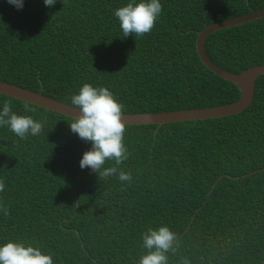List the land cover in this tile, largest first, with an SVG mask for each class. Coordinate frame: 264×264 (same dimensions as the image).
Instances as JSON below:
<instances>
[{"label": "trees", "instance_id": "1", "mask_svg": "<svg viewBox=\"0 0 264 264\" xmlns=\"http://www.w3.org/2000/svg\"><path fill=\"white\" fill-rule=\"evenodd\" d=\"M160 2L149 34L123 37L113 13L128 0H24L20 9L0 0V80L67 103L84 83L106 86L124 113L236 100L238 87L200 61L195 37L264 0ZM204 50L231 72L264 63V16L208 34ZM5 101L42 131L21 139L0 126V200L10 210L0 212V245L31 241L54 264H133L141 233L166 223L180 239L168 264H264V73L237 113L127 124L131 156L121 167L130 184L80 167L86 140L71 131V116L2 93L0 110Z\"/></svg>", "mask_w": 264, "mask_h": 264}, {"label": "clouds", "instance_id": "2", "mask_svg": "<svg viewBox=\"0 0 264 264\" xmlns=\"http://www.w3.org/2000/svg\"><path fill=\"white\" fill-rule=\"evenodd\" d=\"M18 9L23 7L24 0H8ZM46 6H53L56 0H44ZM163 6L160 0H128L124 6L114 10V16L119 20L123 37L134 34L142 37L149 34L160 18ZM71 106L78 110L73 115L70 128L73 133L87 141L92 147L83 153L80 167H89L97 172L100 179L116 177L122 184H130L133 175L130 170L121 167L131 153L126 145L125 133L127 123L123 119L124 105L106 86L94 87L84 83L78 93L71 96ZM25 112H34L28 104ZM8 126L19 138L28 135L38 136L42 131V123L31 115H18L12 111L11 101H5L0 110V126ZM113 161L105 167L106 162ZM5 181L0 179V192L5 189ZM9 208L0 200V212L9 215ZM142 253L139 258H133V264H168V253L176 254L180 248V239L176 232L166 223L158 226L149 225L141 233ZM0 264H54L53 255L42 251L40 246H34L31 241L8 240L0 245ZM179 264H190L184 257Z\"/></svg>", "mask_w": 264, "mask_h": 264}, {"label": "water", "instance_id": "3", "mask_svg": "<svg viewBox=\"0 0 264 264\" xmlns=\"http://www.w3.org/2000/svg\"><path fill=\"white\" fill-rule=\"evenodd\" d=\"M262 16H264V7L236 17L213 22L200 30L195 37V49L200 61L213 73L217 74L221 78L233 82L238 87L240 94L236 100L220 105L199 108L124 113L123 119L126 123L162 124L164 122L170 123L185 120L214 118L237 113L246 108L253 98L255 78L259 74L264 73V63L253 64L240 72L225 70L212 62L207 56L204 50V41L208 34L218 29L237 25ZM0 93L42 106L46 109L58 111L71 116V118H74L73 115L78 114V110L71 106V103L47 96L41 91L31 90L8 81L0 80ZM87 145L88 141L86 140L85 151L88 150ZM216 181L212 184V187H214Z\"/></svg>", "mask_w": 264, "mask_h": 264}]
</instances>
